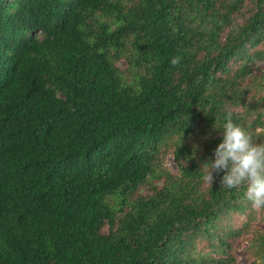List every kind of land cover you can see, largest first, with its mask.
<instances>
[{"label":"trees","instance_id":"trees-1","mask_svg":"<svg viewBox=\"0 0 264 264\" xmlns=\"http://www.w3.org/2000/svg\"><path fill=\"white\" fill-rule=\"evenodd\" d=\"M228 111L264 143V0H0V264H237Z\"/></svg>","mask_w":264,"mask_h":264},{"label":"clouds","instance_id":"clouds-1","mask_svg":"<svg viewBox=\"0 0 264 264\" xmlns=\"http://www.w3.org/2000/svg\"><path fill=\"white\" fill-rule=\"evenodd\" d=\"M181 56H174L170 63L178 66ZM223 138L214 150L215 159L203 164L204 181L209 185L216 175L224 172L220 179L221 189H239L246 186L245 198L254 209L264 208V143H256L250 130L233 119L228 111L222 127Z\"/></svg>","mask_w":264,"mask_h":264},{"label":"rangeland","instance_id":"rangeland-1","mask_svg":"<svg viewBox=\"0 0 264 264\" xmlns=\"http://www.w3.org/2000/svg\"><path fill=\"white\" fill-rule=\"evenodd\" d=\"M123 66V63H122ZM257 67H262V63H257ZM171 148L168 150V153L163 155L162 162L167 168L175 170L173 157H172ZM254 209L251 207L247 208L244 213L233 212L229 214V219H225L224 222H230L233 228H237L243 226L245 223H249L250 229L248 230V234L244 236H240L231 240L232 249L231 252L237 258V264H252L251 261L253 260L252 254L249 252V242L252 244L255 243L254 235L255 231H263L264 230V208L261 209H254L253 211L250 209ZM202 244H206L202 241ZM207 250V249H206ZM205 251V250H204Z\"/></svg>","mask_w":264,"mask_h":264}]
</instances>
